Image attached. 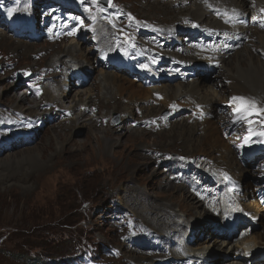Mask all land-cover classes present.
Masks as SVG:
<instances>
[{
    "label": "bare ground",
    "instance_id": "bare-ground-1",
    "mask_svg": "<svg viewBox=\"0 0 264 264\" xmlns=\"http://www.w3.org/2000/svg\"><path fill=\"white\" fill-rule=\"evenodd\" d=\"M15 1L0 0L4 15L27 18L26 12H21L19 6L8 10L9 2ZM153 1L116 0L111 16H100L97 27L85 29V32L96 37L93 43L100 50L110 47L109 39L115 29H122L126 33V42L117 43L116 50L110 53L111 58L131 56L136 64L141 65L139 69H148L150 72L149 81L141 78V85L159 84L147 90L149 96L144 100L143 108L139 106L136 85L130 83L132 88L127 91L123 87L126 79L110 72H106L102 83L92 80L90 84L95 85V93L92 89L82 91L80 87H71L69 91L76 93L74 106L64 108V104L71 100L68 99L67 90L70 82L82 73L69 65L81 64L83 50L79 45L71 42L69 45L35 50L32 49L34 46L17 41L11 35L1 36L0 46L6 49L0 50V80L4 81L7 90L13 92L25 85L26 93L17 96L16 92V96L22 100L16 101V97L11 96L13 104H10L13 107L0 103V154L14 149L13 141L19 139L15 138L16 135L25 132L22 129H40L45 124L48 132L54 134L50 148L57 145V153L60 154L64 149L68 156L82 153L75 149L71 138L78 129L89 131V137L93 135L92 132H103L118 139H145L147 143L139 147L136 157L145 170L147 165L151 167L155 164L150 173L151 188H141L135 183L134 169L128 179L123 168H114L111 163H107L105 167L110 173L106 176L111 180L105 185H108L109 191H102V178L93 186L96 197L87 198L86 225L90 230L99 229V222L114 227L110 217L105 216L110 220L104 218L107 213H127V218L118 220L128 225V228L118 227V236L111 252L113 257L100 264H186L181 262L184 258L202 259L205 264H216V259L212 263L210 259L216 256L220 259L223 255H229L234 262L242 264L258 262L259 257L264 256V198L257 195L264 187V171L259 182L245 183L248 170L243 155L256 160L258 150L264 153V133L261 132L264 127V0H247V3L244 0ZM10 11L12 15H9ZM250 13H254L256 20L245 27L242 23ZM180 30L181 33L185 31L190 40L201 35V39L207 40L208 44L206 47L197 45L196 50H188L186 45L174 46L172 43H176V35ZM165 40L171 42L167 44ZM69 50H75L76 54L64 62V52L68 53ZM204 61L220 65L224 79L231 82L233 96L242 97L248 102L235 101L240 116L230 126L211 121V110L215 109L222 95L219 93L218 96L211 85L206 95L202 96L194 90L177 86L175 90H170L171 86L160 83L161 79L173 80L192 75L198 62ZM21 65L26 68L23 74L15 70ZM158 66L165 69L161 75L154 73ZM197 82L193 81L192 86L195 87ZM110 90L116 96L107 97ZM84 95L88 96L81 100L80 97ZM180 98L198 107L200 112L187 128L182 127L179 133H174L175 139L165 143L161 137L168 132L156 130V112ZM109 109L122 113L118 126L108 123L102 115ZM143 111H147L150 116L143 115ZM11 116L18 117L19 121L13 122ZM84 117L87 119L83 120ZM177 124L175 122L173 126ZM148 125L154 127L145 128ZM244 129L245 133L242 134ZM55 133L66 135L63 142L62 138L55 137ZM96 143L100 144V140L96 139ZM20 151L18 155L12 156L17 166L27 162L29 167L42 169L37 148ZM171 151L176 152L178 158L166 159ZM187 157L191 158L190 162L183 161ZM1 159L0 164L5 161ZM262 165L258 163L256 168L259 170ZM89 168L78 170L65 167L60 175H65L67 169L83 184H87L90 177H101V170ZM51 169L41 173L36 170V174L26 178L12 174L6 180L29 182L39 175L46 176ZM150 190H155L157 194L173 193L185 198L188 208L179 210L183 214L180 217L162 199L152 198ZM101 194L104 199H100ZM117 201L121 202L118 208ZM176 204L180 206L178 202ZM97 211L100 217L95 215ZM117 213L114 219L120 217ZM176 217L182 222L176 221ZM187 220H192L188 225L196 223L198 229V234L191 239L190 236H184L187 224L183 222ZM259 225L261 228L258 231L251 232ZM211 229H216V234L212 233L213 243L208 241L210 236L207 238L204 234V231L211 232ZM231 231L241 233L237 243L232 245L224 242L225 239L223 242L217 239L219 236L226 237L225 233ZM202 233L205 241L199 242ZM180 238L183 240L180 241Z\"/></svg>",
    "mask_w": 264,
    "mask_h": 264
},
{
    "label": "rangeland",
    "instance_id": "rangeland-1",
    "mask_svg": "<svg viewBox=\"0 0 264 264\" xmlns=\"http://www.w3.org/2000/svg\"><path fill=\"white\" fill-rule=\"evenodd\" d=\"M244 1L248 2L247 0ZM155 2L157 1L154 0L153 3ZM9 5L10 8L8 10L19 6L21 12H26L27 18L7 17L4 15V7L0 5V37L5 36V34L11 35L17 41L34 46L32 49L35 50L57 45H69L71 42L77 43L83 50L81 64H69L72 68L82 73L77 79H73L72 83L70 82L67 90L69 94L68 99L70 98L71 100L64 104V108L74 106L73 99L76 93L69 91L71 87H80L82 91L92 89L93 93H95L96 87L90 83L93 79L102 83L106 72L125 78L126 81L123 87L127 91L132 88L130 83L134 86L136 85L135 89L138 90L137 98L140 101V108L144 107V100L149 96L147 90L159 86L157 83L144 87L141 85V78L149 81L150 72H148V69H139L141 65L136 64L131 59V56L127 58L123 55H118L111 58L110 53L116 50L117 43L126 42V33L122 29H115L112 32V37L109 39L110 47L103 50H100L93 43L96 37L87 31L85 32V29L99 25L98 20L100 16H111L113 14L116 0H112V5L109 8L97 5L92 0H16L15 2H9ZM186 7L184 6V8ZM255 20L254 13H250L247 19L245 18L244 24L247 27L249 22ZM185 30L188 29L185 28ZM1 42L2 38H0V45ZM165 42L169 44L171 41L165 40ZM172 44L174 46L186 45L188 50H196L197 45L206 47L208 41L202 40L201 35L190 40L185 31L181 33L180 30V33L176 35V43L173 42ZM5 49L3 46H0V50ZM64 53L65 55L62 57L64 62H66L65 60L68 57H74L76 54L75 50H69L68 53ZM150 63L155 64L153 61H150ZM210 67H212V70ZM25 69L21 65L15 70L23 74ZM54 69L58 70L57 67ZM164 70L162 66H158L154 73L161 75L164 73ZM222 73L223 68L220 65H213L209 61H204L198 62L191 73L192 75L188 74L183 78L173 80L161 79L160 83L161 85L171 86L170 90H175L177 86L179 88L194 90L202 96L206 95L205 93L211 85V88L218 93V96H220L219 93H222L219 97V103L216 104L215 109L211 110V121L217 122L218 125L223 123L230 126L233 121L239 118L240 113L236 112L237 105L233 100L230 88L231 82H227ZM195 80L198 82L193 87L192 82H196ZM262 85L264 87L263 83ZM1 91L0 103L12 106L10 104L12 103L11 96H15L16 101L21 99L17 96L24 95L26 87L25 85L18 87L16 91L18 95L16 96L17 93L7 90L6 86H4V81L0 80V93ZM108 92L110 95H107V97L116 96L111 90ZM86 96L88 95H84L80 99L83 100ZM177 107L181 109L179 110ZM199 112V108L191 106L185 98L176 99L175 103L157 110L156 117L158 124L156 130L168 132L163 138L161 137L166 143L175 139L174 133H179L182 127L186 126L187 128L190 125L189 122H192L194 116L199 114ZM39 113H42V111L39 110ZM102 115L113 126L121 124L122 113L120 111L109 109ZM143 115L150 116L147 111H143ZM85 119L87 118L84 117L83 120ZM11 120L16 123L19 121V118L11 116ZM175 122L179 124L173 126ZM153 127L151 125L145 126L147 129ZM22 130L25 132L15 136V138L19 139L13 141V146L15 147L12 148L14 149L0 154H4L0 158L5 160L0 164V264H100L104 260H110L113 257L111 252L118 236V227L123 229L128 228V225L118 220L122 217L127 218V213H107L104 215V218H107L105 216L110 217L111 220H106L113 221L114 227H109L99 222L97 227L99 229L90 230V227L86 225V216H88L87 198L90 196L96 197V191H94L93 186L102 178L104 182L102 191L104 193L109 191L108 185H105L106 182L109 184L111 180V178L106 176L110 173V170L105 167L107 163H111L114 168H123L127 172L126 176L128 179L130 178V172L134 169L133 176L136 178L135 183L140 185L141 188H151L152 178L150 173L151 168H154L155 164L151 165V167L147 165L145 170L136 157L139 147L145 145L147 141L137 138L118 139L109 137L103 134V132H92L93 135L89 137L87 136L89 131L85 132V130L78 129L71 138L75 149L82 153L77 156H68L65 155L64 149L58 154L56 149L59 146L57 145L54 148H50L51 142H54V134L48 132L46 124L40 129L31 128L28 131ZM33 131H36V133ZM97 131L99 130L95 132ZM261 132L264 133V127ZM244 133L245 129L242 131V134ZM55 137L62 138L63 142L66 135L55 133ZM96 139L100 140V144L96 143ZM57 142V139H55V143ZM35 148L38 149V161L40 160L39 165H43L42 169L38 170L39 168L29 167L27 162L21 163L22 166L21 164L17 166L13 162V155H18L20 152L25 151H20V149L32 150ZM168 158H178V154L171 151L167 154L166 159ZM243 159L248 170L245 183L260 180L263 169H256V165L259 162L264 163V153L261 150L258 151L256 160L252 158L251 160L247 159L244 155ZM183 161L190 162L191 158L187 157ZM65 167H74L78 170L85 167L99 169L101 170V177L99 175L97 177L92 176L87 184H83L73 172L67 169H65V175H60ZM101 167L105 168L102 170ZM50 169L51 171L46 176L39 175V177L32 178L29 182L20 183L18 181L11 182L9 179L6 180L7 177H12V174L26 178V176L30 177V174H36L37 171L41 173ZM99 170L96 171L98 172ZM159 170H163V168ZM4 177L5 180H3ZM174 177L177 178V175H174ZM150 193L153 194L152 198L157 197L162 199L164 204L172 206V211L177 212L180 217L183 214L179 210L188 208L187 200L176 194H157L155 190H150ZM263 195L264 187L260 193V197ZM99 197L100 199H104L102 194ZM177 202L180 204L179 207L176 204ZM120 204L121 202L117 201L116 208L120 207ZM92 206H95V204H92ZM116 213L120 217L114 219L113 217ZM95 215L100 217L98 211ZM174 219L180 221L177 217ZM190 221L192 220H187V222L183 223L187 224L184 236H190L191 239L198 234V229L196 223L188 225ZM211 224L213 225L214 222L212 221ZM259 228H261L260 225L256 226L251 232H256ZM211 230V232L209 230L204 231V234L207 238L210 236L208 241L213 243L212 232L214 230ZM204 234H201L199 242L205 241V237L203 238ZM217 239L223 242L225 238L217 237ZM179 240L182 241L183 238ZM224 242L234 244L232 240L225 239ZM210 260L211 263L213 260L217 261L216 264H242L238 261L234 262L229 255L226 257L223 255L220 259L216 256ZM181 262H185L186 264H205L202 259L197 260L193 258L191 260L184 258ZM252 264H264V257H259L258 262Z\"/></svg>",
    "mask_w": 264,
    "mask_h": 264
},
{
    "label": "water",
    "instance_id": "water-1",
    "mask_svg": "<svg viewBox=\"0 0 264 264\" xmlns=\"http://www.w3.org/2000/svg\"><path fill=\"white\" fill-rule=\"evenodd\" d=\"M92 1L98 5H102L103 7H106V8L110 7L108 0H92ZM111 5H112V0H111Z\"/></svg>",
    "mask_w": 264,
    "mask_h": 264
},
{
    "label": "snow or ice",
    "instance_id": "snow-or-ice-1",
    "mask_svg": "<svg viewBox=\"0 0 264 264\" xmlns=\"http://www.w3.org/2000/svg\"><path fill=\"white\" fill-rule=\"evenodd\" d=\"M108 3H109V6H111V0H108ZM262 11H264V10H262ZM9 15H12V12L11 11L9 12ZM130 19H131V17H130ZM233 100L234 101H240L241 103H248L242 97H233Z\"/></svg>",
    "mask_w": 264,
    "mask_h": 264
}]
</instances>
